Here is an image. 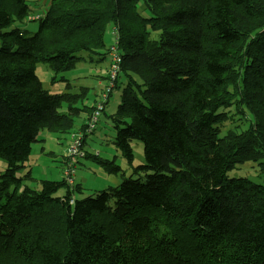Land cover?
<instances>
[{
	"label": "trees",
	"instance_id": "trees-1",
	"mask_svg": "<svg viewBox=\"0 0 264 264\" xmlns=\"http://www.w3.org/2000/svg\"><path fill=\"white\" fill-rule=\"evenodd\" d=\"M31 11L30 0H0V264H264V185L229 175L249 160L264 172V0H51ZM25 19L39 21L31 36ZM110 26L123 58L115 88L125 78L114 144L132 161L141 140L145 163L77 198L66 153L89 89L51 93L36 66L102 60ZM44 129L66 138L62 178L30 186Z\"/></svg>",
	"mask_w": 264,
	"mask_h": 264
},
{
	"label": "rangeland",
	"instance_id": "rangeland-1",
	"mask_svg": "<svg viewBox=\"0 0 264 264\" xmlns=\"http://www.w3.org/2000/svg\"><path fill=\"white\" fill-rule=\"evenodd\" d=\"M50 1L30 0L32 6L30 14L35 15L45 11ZM38 25V20L29 19L18 23V26L27 36L33 35L38 30ZM105 41L108 47L114 46L117 42L112 26L106 32ZM110 52L111 50H107L108 54L100 61H89L87 58L88 52H83L81 55L85 56L86 59L78 61L74 68L59 72L58 74L50 67L48 62H40L36 66V72L40 76L44 88L51 93L64 91L77 93L81 91L82 87L89 88L87 97L83 102L82 99L80 100L79 106L84 107V105H88L90 109L87 108L88 111H81L75 115L73 133L81 131L87 117L89 118L95 106L101 101L102 94L111 85L109 70L112 65V57ZM109 60L110 64L107 70L108 78L105 84L106 79L102 78L105 72L101 73L100 71H102L101 69L106 70ZM62 77L67 80H59ZM99 80L104 81V83L99 85ZM118 81L120 86L114 87L112 93L109 95L110 98L105 104V110L101 112L95 129L91 134L85 136L84 147L87 151V156L80 158L76 164L75 183L81 190L80 192H75L77 198H84L95 193L97 190L119 185L124 177H129L134 174L135 167L145 163L144 145L141 140L135 139L131 143L134 154L132 161L114 144L115 128L112 114L117 110L121 101L125 78L121 75ZM97 98L99 100L94 102L93 100ZM63 109L66 108L63 107ZM231 111H234V107H232ZM246 115L248 118L252 116L247 113ZM39 138V142L33 145L29 159L26 161L27 166L32 169V177L25 176V183L30 186H38V181L41 179L60 180L62 178L61 171L65 165L63 154L66 150V138H59L56 133L47 129H44L39 134ZM95 154L99 156H95ZM99 159L114 160L121 168L118 172L109 171L106 167L102 166ZM6 168V161L0 159V174L4 173ZM229 175L248 177L250 180L264 185V172L260 169L259 161L249 160L244 163H238L234 169L229 171ZM65 192L66 188H62L58 191V194H64Z\"/></svg>",
	"mask_w": 264,
	"mask_h": 264
},
{
	"label": "built area",
	"instance_id": "built-area-1",
	"mask_svg": "<svg viewBox=\"0 0 264 264\" xmlns=\"http://www.w3.org/2000/svg\"><path fill=\"white\" fill-rule=\"evenodd\" d=\"M115 31V35H116V41H117V29L114 28ZM111 52L110 55L112 57V65L110 67L109 73H110V79H111V85L110 87L107 89V91L102 94V99L101 101H99V103L95 106L94 111L91 113V115L89 116V120H88V128L86 129L87 131H91V129H93L96 126V123L99 121V117L101 115V112L104 109V102L108 99L110 92H112V90L115 87V83L117 81L119 72L121 70V63H122V55L120 53V49L119 46L116 42V44L114 46H112L110 48ZM79 134V133H76ZM76 134H74L73 136V140L70 143L67 153H66V157H67V163L69 162L70 165L68 164L67 169L65 170V178L69 181L73 182V175H74V166H76V163L78 162V160L81 157H84L85 155V150L82 148L81 144H82V140L81 138L77 137ZM79 136V135H78Z\"/></svg>",
	"mask_w": 264,
	"mask_h": 264
},
{
	"label": "crops",
	"instance_id": "crops-1",
	"mask_svg": "<svg viewBox=\"0 0 264 264\" xmlns=\"http://www.w3.org/2000/svg\"><path fill=\"white\" fill-rule=\"evenodd\" d=\"M110 60H111V59H110ZM110 60H109V62H108V64H107L106 70L104 71V69H101L102 71H100L101 73H104V72H105V73H104V76H102V78L106 79V80H105V84H106V81H107V78H108V77H107V75H108V74H107V72H108L107 70H108V67H109V64H110ZM103 83H104V81L99 80V85H102ZM87 88H88V87H87ZM88 89H89V88H88ZM98 100H99V98H97L96 100H93V101L96 102V101H98ZM91 103H92V102H91ZM86 116H87V115H86ZM88 116H89V115H88ZM87 118H88V117H87ZM86 120H87V119H86ZM85 122H86V121H85ZM65 145H66V143H65ZM61 175H62V171H61ZM61 175H60V176H61Z\"/></svg>",
	"mask_w": 264,
	"mask_h": 264
},
{
	"label": "bare ground",
	"instance_id": "bare-ground-1",
	"mask_svg": "<svg viewBox=\"0 0 264 264\" xmlns=\"http://www.w3.org/2000/svg\"><path fill=\"white\" fill-rule=\"evenodd\" d=\"M110 96L108 97V99L104 102V109L103 111L105 110V104L107 103V101L109 100Z\"/></svg>",
	"mask_w": 264,
	"mask_h": 264
}]
</instances>
